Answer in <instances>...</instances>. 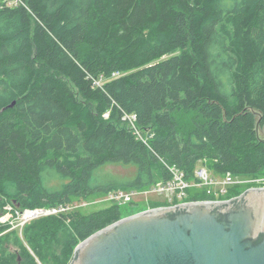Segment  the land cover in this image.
Masks as SVG:
<instances>
[{
    "label": "trees",
    "instance_id": "obj_1",
    "mask_svg": "<svg viewBox=\"0 0 264 264\" xmlns=\"http://www.w3.org/2000/svg\"><path fill=\"white\" fill-rule=\"evenodd\" d=\"M21 1L0 0V191L22 210L145 191L169 167L190 180L204 159L221 176L264 171V0ZM178 109L198 125L181 128ZM69 216L82 242L122 210L50 218Z\"/></svg>",
    "mask_w": 264,
    "mask_h": 264
},
{
    "label": "water",
    "instance_id": "obj_2",
    "mask_svg": "<svg viewBox=\"0 0 264 264\" xmlns=\"http://www.w3.org/2000/svg\"><path fill=\"white\" fill-rule=\"evenodd\" d=\"M75 252L71 264H264V187L133 214Z\"/></svg>",
    "mask_w": 264,
    "mask_h": 264
},
{
    "label": "rangeland",
    "instance_id": "obj_3",
    "mask_svg": "<svg viewBox=\"0 0 264 264\" xmlns=\"http://www.w3.org/2000/svg\"><path fill=\"white\" fill-rule=\"evenodd\" d=\"M167 58L165 56L159 61ZM174 114L181 128L188 129L198 125L200 122L196 112L178 109ZM125 126L130 128L129 124ZM257 131L259 137L264 138V126L258 124ZM159 132L154 127L150 128L146 135L147 139L156 138ZM210 166L211 161L204 159L197 168L204 167L212 177L220 178L219 174L210 169ZM107 169L121 177L132 176L134 173L133 168L120 165L109 166ZM231 187L239 188L240 194L250 188L264 187V171L256 177L239 178L237 183L230 186L229 189ZM146 191H151V188ZM212 191H216L215 195L208 194L207 188L191 187L188 190V199L196 193L201 195L204 192L210 197L206 200L212 201L225 199L229 195L228 190V193L222 196L219 193L220 187L218 186ZM216 194L219 195L217 196ZM134 200L130 204H116L104 199V196L95 197L90 202H87L86 206L80 208V214H89L112 205H118L122 210V218H125L157 207L174 206L169 204L166 196H160L154 192L140 194ZM189 201L194 202L195 200L190 198ZM77 202L79 201L75 200L73 204ZM24 211L12 198L0 191V264H71L76 248L81 243L73 234L71 227L72 218L69 216L65 221H62L59 220V217L50 218L51 216H48L42 218H47L44 221L38 222V219H32L24 223V218L20 215ZM53 219H58L56 224Z\"/></svg>",
    "mask_w": 264,
    "mask_h": 264
},
{
    "label": "built area",
    "instance_id": "obj_4",
    "mask_svg": "<svg viewBox=\"0 0 264 264\" xmlns=\"http://www.w3.org/2000/svg\"><path fill=\"white\" fill-rule=\"evenodd\" d=\"M4 2L8 6H16L22 3L21 0H4ZM120 76V73H114L113 77ZM108 115H106L107 117ZM128 121L130 125V129L138 136L139 139L142 141H146V138L143 136L140 129L136 126V115L126 116L124 118ZM171 173V179L166 182H160L151 187V191H137V190H115L109 192L104 196V199L114 202L116 204H130L133 203L135 197L148 192H154L160 196H166L169 204L171 205H180L188 200V190L191 187H199L201 189L207 188L208 194L215 195L216 191H212L215 189L216 186L220 187V194L223 196L224 194L228 193L229 187L233 186L237 183L239 178H234L230 174H226L224 176H220V178H214L210 175L209 171L204 167H199L195 169L194 178L188 179L184 171L176 168V167H169ZM217 196L219 194H216ZM214 201H222L221 200H214ZM88 201H79L75 204H66L60 205L55 207H44V208H36V209H26L20 215L23 219V222H27L32 219H39L48 216H57L61 214H68L78 208L87 205ZM79 203V204H78ZM174 203V204H173ZM77 204V205H76Z\"/></svg>",
    "mask_w": 264,
    "mask_h": 264
}]
</instances>
